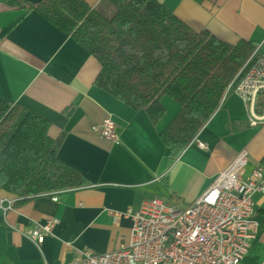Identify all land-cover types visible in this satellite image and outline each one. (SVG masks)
I'll list each match as a JSON object with an SVG mask.
<instances>
[{
	"label": "crops",
	"instance_id": "0c3cea01",
	"mask_svg": "<svg viewBox=\"0 0 264 264\" xmlns=\"http://www.w3.org/2000/svg\"><path fill=\"white\" fill-rule=\"evenodd\" d=\"M30 6L40 0H22ZM91 8L101 0H83ZM195 31L206 30L234 45L264 41V0H157ZM98 62L32 9L0 3V97L50 123L61 138L59 159L86 186L18 203L0 192V264H75L80 252L116 251L129 244L133 221L144 199L157 197L184 208L197 200L241 152L243 176L264 167V126L248 124L242 101L228 94L190 145L172 163L160 131L178 111L161 98L163 117L152 122L95 85ZM111 119L117 142L92 128ZM206 145L200 149L197 143ZM14 200L12 208L5 200ZM258 232L241 264H264V194L254 196ZM52 221L41 244L25 233Z\"/></svg>",
	"mask_w": 264,
	"mask_h": 264
},
{
	"label": "trees",
	"instance_id": "16d2710c",
	"mask_svg": "<svg viewBox=\"0 0 264 264\" xmlns=\"http://www.w3.org/2000/svg\"><path fill=\"white\" fill-rule=\"evenodd\" d=\"M202 5L207 0H192ZM32 9L72 38L99 64L95 85L133 110L158 122L168 96L178 111L160 131L170 163L190 145L220 107L226 88L256 44L231 45L206 30L195 31L157 0H0ZM50 123L0 97V192L18 203L86 186L84 178L58 157L61 138Z\"/></svg>",
	"mask_w": 264,
	"mask_h": 264
},
{
	"label": "built area",
	"instance_id": "2783aa9c",
	"mask_svg": "<svg viewBox=\"0 0 264 264\" xmlns=\"http://www.w3.org/2000/svg\"><path fill=\"white\" fill-rule=\"evenodd\" d=\"M237 77L226 88L243 103L248 124L264 126V41L257 44ZM100 138L117 142L111 119L95 125ZM200 149L206 145L198 142ZM247 155L241 151L202 195L184 208L160 198L144 199L131 216L127 246L94 254L83 249L75 264H241L258 232L253 220L254 196L264 194V167L243 176ZM53 200L57 201L55 195ZM3 211L14 200L6 199ZM52 221L37 224L25 236L37 244L51 234Z\"/></svg>",
	"mask_w": 264,
	"mask_h": 264
}]
</instances>
